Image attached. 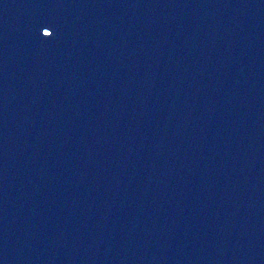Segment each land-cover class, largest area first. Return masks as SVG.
<instances>
[{"label": "water", "instance_id": "1", "mask_svg": "<svg viewBox=\"0 0 264 264\" xmlns=\"http://www.w3.org/2000/svg\"><path fill=\"white\" fill-rule=\"evenodd\" d=\"M0 264H264V0H0Z\"/></svg>", "mask_w": 264, "mask_h": 264}, {"label": "snow or ice", "instance_id": "2", "mask_svg": "<svg viewBox=\"0 0 264 264\" xmlns=\"http://www.w3.org/2000/svg\"><path fill=\"white\" fill-rule=\"evenodd\" d=\"M44 32L47 37H50L52 35V33L48 31L47 29H44Z\"/></svg>", "mask_w": 264, "mask_h": 264}]
</instances>
